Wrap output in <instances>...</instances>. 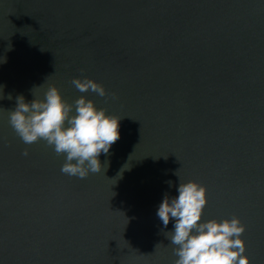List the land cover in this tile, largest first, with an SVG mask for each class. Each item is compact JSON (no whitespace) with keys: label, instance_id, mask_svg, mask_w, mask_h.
I'll list each match as a JSON object with an SVG mask.
<instances>
[{"label":"water","instance_id":"1","mask_svg":"<svg viewBox=\"0 0 264 264\" xmlns=\"http://www.w3.org/2000/svg\"><path fill=\"white\" fill-rule=\"evenodd\" d=\"M50 85L120 117L100 173L63 174L10 126ZM0 90V264H175L156 213L188 181L202 221L238 217L264 264V0H0Z\"/></svg>","mask_w":264,"mask_h":264},{"label":"clouds","instance_id":"2","mask_svg":"<svg viewBox=\"0 0 264 264\" xmlns=\"http://www.w3.org/2000/svg\"><path fill=\"white\" fill-rule=\"evenodd\" d=\"M71 84L80 93L91 91L104 98L105 103L117 99L115 93H108L87 77L74 78ZM3 98L0 94V99ZM7 98L12 99L11 95ZM119 120L120 117L106 114V109H98L84 95L68 103L54 85L47 88L43 98L35 97L31 102L18 96L15 109L9 111V124L23 143L45 141L57 155L65 157L61 172L79 179L106 169L104 165L102 169L98 157L101 153L108 155L111 146L119 140ZM22 155H29L27 148ZM166 183L172 186V181ZM177 191L176 197L164 195L156 213L165 228L170 220L175 221L174 231L168 232L177 257L175 264H249L246 244L241 238L246 226L240 219L233 216L222 221H202L207 204L206 188L188 181L180 182Z\"/></svg>","mask_w":264,"mask_h":264}]
</instances>
